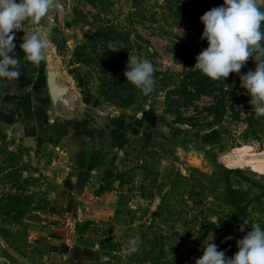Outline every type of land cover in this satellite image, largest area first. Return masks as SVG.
Instances as JSON below:
<instances>
[{"label": "rangeland", "instance_id": "obj_1", "mask_svg": "<svg viewBox=\"0 0 264 264\" xmlns=\"http://www.w3.org/2000/svg\"><path fill=\"white\" fill-rule=\"evenodd\" d=\"M59 2L26 32L49 26L52 53L21 63L29 93L0 108V264H195L212 236L233 257L264 227V130L241 98L254 58L224 82L194 68L200 17L223 0ZM133 55L154 65L150 94L126 81ZM46 60L80 100L73 118L54 115Z\"/></svg>", "mask_w": 264, "mask_h": 264}, {"label": "clouds", "instance_id": "obj_2", "mask_svg": "<svg viewBox=\"0 0 264 264\" xmlns=\"http://www.w3.org/2000/svg\"><path fill=\"white\" fill-rule=\"evenodd\" d=\"M61 8L59 0H0V78L12 80L21 75V58L14 43L16 31L24 30L26 21L39 23L49 17L51 9ZM200 21L204 25L201 39L208 46L196 57L194 68L212 80L224 82L230 73L239 74L248 59L254 58L255 69L240 75L241 87L250 96L253 112L264 117V9L257 0H223L221 6L205 12ZM50 34L47 25L25 33L20 44L23 58L39 66L46 58ZM107 49L117 52L123 46L110 42ZM154 72L150 60L133 55L128 58L124 76L147 95L153 91ZM251 229L237 241L238 251L231 258L218 250L212 236L195 264H264V227L256 224ZM138 240L129 239V253L139 250Z\"/></svg>", "mask_w": 264, "mask_h": 264}, {"label": "crops", "instance_id": "obj_3", "mask_svg": "<svg viewBox=\"0 0 264 264\" xmlns=\"http://www.w3.org/2000/svg\"><path fill=\"white\" fill-rule=\"evenodd\" d=\"M22 43V38L18 39L17 41H15V44H16V53L20 56L21 58V63L22 62H25L24 60H26L25 58H23V51L20 49V44ZM51 50L48 49V47L45 49V54H46V58L48 59V57L50 56L51 54ZM45 58V59H46ZM51 67H53V64L52 66H50V61L46 60V74H50L51 76H53V84H54V91L56 92L54 96H57V98L59 97V99H56L53 101L52 100V92L49 94V97H50V100H51V103H52V108H53V112H54V115L57 116L58 115V110L59 108H63L65 110V117L67 119L69 118H73L75 117V115L79 114L80 110H78L75 106H79V103H80V100L78 99V97H76V95L72 94L73 96V99H71L70 96H68V94L66 93L65 90H62V86H61V83L58 82V78L61 76L62 74V68L59 67L58 71H54L52 69H50ZM56 80V81H55ZM48 83V82H47ZM15 82L14 80H9V79H4V78H0V108L2 109H7V107L10 109V108H14L15 105L14 103L17 105L16 107V110L18 111V104H19V95L21 93V96L22 95H27L29 92L27 91H24L23 88H15V87H19L18 86H15L14 85ZM48 87L51 88L49 86V83H48ZM72 89V87L70 88ZM18 91V93H17ZM60 91H63L65 92V94L61 93H57V92H60ZM72 92V91H71ZM61 96H67V99H65L64 97L60 98ZM17 97V99L15 100L14 98ZM73 105V107H72ZM26 108L28 109L27 110V113L28 115L32 114L34 115L33 112V109H31V106L30 105H26ZM55 109V110H54ZM43 112H45V107L43 108ZM77 113V114H76ZM75 183L76 186H79V185H87L89 184L88 183V180L86 178H83V177H78L76 178L75 177V180H73V184Z\"/></svg>", "mask_w": 264, "mask_h": 264}, {"label": "trees", "instance_id": "obj_4", "mask_svg": "<svg viewBox=\"0 0 264 264\" xmlns=\"http://www.w3.org/2000/svg\"><path fill=\"white\" fill-rule=\"evenodd\" d=\"M200 72L197 71L194 74H199ZM241 98L243 99L244 106L248 109L251 110V113L248 115V118L246 119V123L248 124V126H251L256 132H261L259 130H264V117H258L254 112H253V107L250 105H248V102L250 100V96L249 95H245L244 93L242 94ZM231 191H233L231 189ZM232 246L236 247V249H238L237 244L235 243H230Z\"/></svg>", "mask_w": 264, "mask_h": 264}, {"label": "built area", "instance_id": "obj_5", "mask_svg": "<svg viewBox=\"0 0 264 264\" xmlns=\"http://www.w3.org/2000/svg\"><path fill=\"white\" fill-rule=\"evenodd\" d=\"M32 23H33V22H28V21H26V22L24 23V25H23L24 30L21 29V30H17V31H16V38L19 37V36L24 35V34L28 31V29L30 28V26H31Z\"/></svg>", "mask_w": 264, "mask_h": 264}, {"label": "water", "instance_id": "obj_6", "mask_svg": "<svg viewBox=\"0 0 264 264\" xmlns=\"http://www.w3.org/2000/svg\"><path fill=\"white\" fill-rule=\"evenodd\" d=\"M50 82H51V89H52V95L54 96L55 95V91H54V89H55V87H54V84H53V78H52V76L50 75ZM57 93H59V94H61V93H64L63 91H60V92H57Z\"/></svg>", "mask_w": 264, "mask_h": 264}]
</instances>
